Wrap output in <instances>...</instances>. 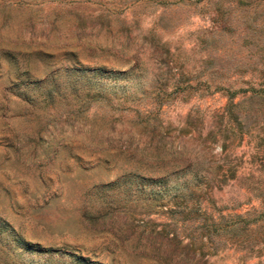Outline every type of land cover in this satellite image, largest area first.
<instances>
[{
    "label": "rangeland",
    "instance_id": "rangeland-1",
    "mask_svg": "<svg viewBox=\"0 0 264 264\" xmlns=\"http://www.w3.org/2000/svg\"><path fill=\"white\" fill-rule=\"evenodd\" d=\"M0 264H264V0H0Z\"/></svg>",
    "mask_w": 264,
    "mask_h": 264
},
{
    "label": "trees",
    "instance_id": "trees-1",
    "mask_svg": "<svg viewBox=\"0 0 264 264\" xmlns=\"http://www.w3.org/2000/svg\"><path fill=\"white\" fill-rule=\"evenodd\" d=\"M253 220H255V219H250V221H253Z\"/></svg>",
    "mask_w": 264,
    "mask_h": 264
}]
</instances>
